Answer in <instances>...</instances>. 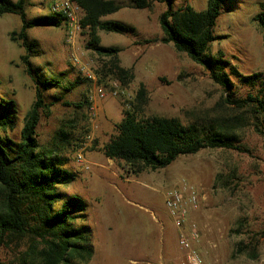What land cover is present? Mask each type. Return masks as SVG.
<instances>
[{"label": "rangeland", "instance_id": "rangeland-1", "mask_svg": "<svg viewBox=\"0 0 264 264\" xmlns=\"http://www.w3.org/2000/svg\"><path fill=\"white\" fill-rule=\"evenodd\" d=\"M54 1L31 0L27 17L52 13ZM116 1L125 6L103 19L133 25L137 32L100 30L99 35L101 45L121 47V65L134 70L135 78L125 87L127 96L99 98L100 83L89 80L86 72L97 74L104 58L88 48L87 31L78 34L74 46L67 42L65 25L28 31L40 49L31 57L33 64L47 77H58L63 85L79 76L85 79L71 92L63 93L61 88L47 91L50 108L41 111L37 127L41 146L57 151L67 159L66 168L76 173L75 181L60 188L83 197L87 203L78 223L89 226L95 252L84 264H190L179 233L190 232L192 223L201 229V239L194 247L203 264H264V136L252 125L254 119L249 112H239L226 102L228 92L186 53L178 52L172 43H136L162 36L159 15L168 8L166 4L157 2L149 11L126 6L129 0ZM263 3L227 0L214 26L217 38L210 53L222 50L244 75L264 73L263 34L253 20ZM187 4L202 11L208 0H174L172 7L176 10ZM21 26L19 14L0 15V99L14 98L18 103L17 126L9 131L15 140H20L25 117L35 100V84L21 60L25 49L10 38V33ZM73 47L79 62L71 58ZM231 78L235 97L259 92L260 86L251 87L235 76ZM112 81L102 85L110 90ZM141 84L148 95L142 113L146 117H178L185 124L226 123L235 116L244 117L246 123L239 129L244 149L203 148L196 154L179 156L163 169L129 172L122 163L106 157L103 149L124 116L123 102L133 101ZM60 95L63 98L59 100ZM259 125L264 131V119ZM59 130L67 136L61 138ZM79 152L90 161V168L77 160ZM185 186L201 202L178 226L166 198L171 190ZM20 250L14 245L0 247V264H17Z\"/></svg>", "mask_w": 264, "mask_h": 264}, {"label": "trees", "instance_id": "trees-1", "mask_svg": "<svg viewBox=\"0 0 264 264\" xmlns=\"http://www.w3.org/2000/svg\"><path fill=\"white\" fill-rule=\"evenodd\" d=\"M83 10V30L89 34L88 48L102 63L97 69L98 82L118 80L123 88L135 78L132 68L121 65L119 46H103L99 31L136 34L137 29L119 20H104L125 5L116 0H75ZM31 0H0V15L19 14L20 30L10 33V38L25 49L21 60L26 73L35 84V100L28 111L20 140L9 134L17 126L18 103L14 98L0 99V247L12 245L21 248L17 264H84L94 255L91 230L78 221L87 211L84 198L64 192L60 186L71 184L76 173L66 168L67 159L54 149L43 148L37 138L41 111L48 110L45 93L54 88L71 92L85 79L78 77L68 85L60 78L48 76L33 64L31 57L40 53L37 40L29 29L39 26L61 27L67 25L62 12L28 18L26 8ZM168 6L159 15L161 37L136 40L137 44L172 43L178 52L186 53L195 63L206 68L213 81L221 85L228 96L225 101L237 111L247 110L254 119L252 125L264 136L259 122L264 119V73L244 75L227 59L222 50L210 53L216 40L214 26L222 14L227 0H208L205 10L197 11L190 4L174 10V0H129L126 6L153 11L156 3ZM253 20L257 22L264 40V3ZM235 76L241 83L257 87V94L235 97ZM63 95L57 96L62 99ZM147 89L143 84L135 99L123 102V118L116 124L117 132L104 146L106 157L122 163L128 171L139 174L145 169L153 171L171 165L181 155L196 154L203 148H227L242 151L239 129L245 118L235 116L229 122L210 124H185L178 117L143 116L147 104ZM68 104V102H66ZM58 135L67 136L64 130Z\"/></svg>", "mask_w": 264, "mask_h": 264}, {"label": "built area", "instance_id": "built-area-1", "mask_svg": "<svg viewBox=\"0 0 264 264\" xmlns=\"http://www.w3.org/2000/svg\"><path fill=\"white\" fill-rule=\"evenodd\" d=\"M51 11L62 12L67 16V28L68 38L67 42L74 46L75 40L83 31L81 20L84 16V10L82 6L75 0H56L51 5ZM71 58L75 62H79V55L73 47ZM87 78L92 81L98 82V75L91 70L86 72ZM97 94L99 98L105 99L110 96H127L126 89L123 88L118 80H113L110 90H107L106 86L99 84L97 88ZM128 99H132V96H128ZM84 149V148H83ZM77 160L82 163L85 168H90V161H88L82 152L77 154ZM200 199L195 192L185 186L182 188H175L171 190L166 198V205L171 210L174 216L175 222L178 226H182L184 219L189 215L191 210H197L200 206ZM201 239V229L197 223H192L190 232L180 231L179 242L180 245L188 250L187 259L190 264H203V259L194 247L195 242Z\"/></svg>", "mask_w": 264, "mask_h": 264}]
</instances>
